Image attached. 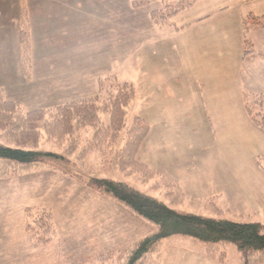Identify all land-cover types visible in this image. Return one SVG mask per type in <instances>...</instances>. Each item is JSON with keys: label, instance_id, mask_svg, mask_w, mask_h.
Masks as SVG:
<instances>
[{"label": "rangeland", "instance_id": "obj_1", "mask_svg": "<svg viewBox=\"0 0 264 264\" xmlns=\"http://www.w3.org/2000/svg\"><path fill=\"white\" fill-rule=\"evenodd\" d=\"M73 1L67 22H57L54 16L43 22L34 18L35 14L29 15L26 0H0V93L3 100L18 104L20 114L42 111L32 119L34 138L25 136L21 128L14 137H8L4 131L10 124L7 122L0 125V143L65 157L56 169L39 167L0 177V264H124L128 249L155 228L123 203L88 187L93 178L125 182L187 213L264 224V141L260 133L237 122L235 137L228 141L219 132L218 136L226 140H215L207 117L190 115L199 110L193 100L198 96L195 70L192 68L190 74L187 52L179 47L173 27L177 31L176 25H186L212 13L218 8L217 0L198 1L171 18L172 26L165 27L155 24L151 15L157 7L154 4H133V0ZM59 23L60 28H55ZM22 28L30 37L28 55L22 50ZM263 34L262 30L253 36L264 43ZM242 70L244 85L251 84L253 72L257 75L259 70L260 76L264 71L251 70L248 65H243ZM125 84L134 89L127 110L128 126L138 117L149 128L144 106L136 112L135 98L141 104L154 91L161 105L162 97L168 99L174 106L166 117L170 121L165 136V156L171 160L168 167L172 172L179 171L172 161L179 158L185 163L180 168L185 174L190 172L189 167L191 172L203 175L239 173L242 181L226 182L231 196L203 187L193 189L191 185L182 192L178 184L166 181L155 170L150 177L145 170L133 171L129 165L114 164V155L123 150L126 130L114 142L101 129L110 123L105 109L107 95ZM98 96L95 103L101 107L94 126L63 135L46 130L51 110ZM195 144L202 148H195ZM139 151L136 158L146 165L138 159ZM194 157H200V164H192ZM216 157L226 159L228 171ZM141 159H146V152ZM231 167L234 171H230ZM251 172L256 177L249 179L246 175ZM204 183L207 182H200V186ZM178 190L180 201L174 199ZM28 222L38 239H51L35 240L27 229ZM178 246L199 247L190 238L173 237L160 245L148 264H163L164 258H171L175 250L171 248ZM226 251L228 264L240 262L235 246H226ZM167 262L170 264V260Z\"/></svg>", "mask_w": 264, "mask_h": 264}, {"label": "trees", "instance_id": "obj_2", "mask_svg": "<svg viewBox=\"0 0 264 264\" xmlns=\"http://www.w3.org/2000/svg\"><path fill=\"white\" fill-rule=\"evenodd\" d=\"M198 1L200 0H133V4L157 5L152 10L151 15L158 27H165L167 25L172 26L171 18L192 8ZM242 25L245 32L253 25L264 28V17L260 18L250 14L243 18ZM20 36L22 50L28 55L31 42L25 28L21 29ZM248 53L250 51L246 49L244 58ZM133 96L134 89L130 84H125L122 88L107 95L108 103L105 109L110 115V123L107 126L102 125L101 130L105 136L114 142L120 133L126 130L123 150L114 155V164L129 165L133 171L134 169L145 170V172L150 173L148 175L151 177L154 175L153 170L140 163L136 158L141 142L145 139L149 128L142 124L138 117L134 118L129 126L127 124V110ZM99 98L100 96L73 102L51 110V122L47 124L46 130L63 135L75 133V130L82 127L94 126L95 122L98 121V109L101 107L95 103ZM243 99L247 115L255 125L264 128V94L246 92ZM20 111L17 103L3 100L0 93V125L10 123L7 128L4 127L7 136L14 137L15 131L21 128L25 136L34 138L36 130L32 124V119L40 116L42 111L21 114ZM48 160H53L56 164ZM62 160H65V157L54 153L26 150L0 143V177L8 175L11 171L19 173L39 167L56 169L55 166ZM87 186L123 203L155 228L152 234L135 242L134 246L128 249L124 264H148L151 256L160 250V245L173 237L192 239L194 243L199 245L202 256L220 263H224L227 258L225 247L233 245L240 256L239 264H264V224L262 223H240L180 211L156 197L142 193L125 182L110 178H93ZM177 195H180L179 190L174 197L175 200L178 199ZM178 201L180 200L178 199ZM27 229L32 237L37 240L38 234H34L29 222ZM50 239L51 237H45L38 240Z\"/></svg>", "mask_w": 264, "mask_h": 264}, {"label": "crops", "instance_id": "obj_3", "mask_svg": "<svg viewBox=\"0 0 264 264\" xmlns=\"http://www.w3.org/2000/svg\"><path fill=\"white\" fill-rule=\"evenodd\" d=\"M73 2V0H66V2L64 0H39L38 2L26 0V5L28 6L29 15L31 13L35 14L34 18L38 20L43 21L46 19L50 21L54 16L57 22L60 19L67 22L69 13L73 10ZM217 2L219 3L218 8L212 13L196 17L189 24L176 25L178 27L177 31L173 27L179 47L187 52L186 66L190 74L192 68L195 70L196 79L194 80H196L198 96H195L193 100L197 103L196 106L199 110H193L194 112H191L190 115L207 117L215 140L220 137L223 140L227 138L229 141L232 137H235L238 130L235 131L236 123L241 122L243 128L245 126L249 131H258L264 141V128L254 124L247 115L242 103V101L244 102L243 95L246 92L264 94V89L259 86L260 80L264 82V71L260 72V76L258 74L259 70L256 71L257 75L253 72L251 84L244 85L242 70L243 65L250 66L251 70L252 68L264 69V43L253 36L262 30L264 33V28L262 27V30H259L257 28L259 25H253L245 32L242 25L243 18L250 14L260 18L264 17V0H217ZM62 6L64 7L62 8ZM71 16H73L72 13ZM72 19L70 18V20ZM47 25H50V23H47ZM55 28H60V23L56 24ZM246 49H249L250 53L244 58ZM218 82L220 84H217ZM177 85L179 90L180 86ZM174 86L176 87V85ZM148 95L151 97L148 98ZM146 97V102L139 104L137 98H135L133 103L136 112L144 106L150 130L144 141L146 150H144L143 144L138 159L161 174L166 181L169 180L174 184H178L182 192H184V187L188 188L191 185L193 189L203 187L208 191L220 192L228 197L227 195H230L231 191L228 189L226 182L233 179L242 181L239 173L236 174L237 176L232 173L231 175L218 173L203 175L191 172L189 167L190 172L185 174L180 171L181 166L185 163L179 158L172 160L175 169H179V171H171L172 168L168 167L171 160H168L165 156L166 147H168L165 136L170 125V121L166 117L173 112L174 106L168 99L163 97L161 98L163 105H161L159 100L155 98L154 91L148 93ZM180 100L184 101V98H180ZM219 132L223 134V137L225 135L226 138L218 136ZM195 146V148H202L201 145L195 144ZM214 148L220 151L218 146ZM144 152H146L145 160L141 159ZM200 157H194L196 160H192V164H200L198 163ZM216 160L225 170H229L226 159L221 158V160H218L216 157ZM188 163L190 162L187 161ZM230 171H234L233 167L230 168ZM246 176L249 179L256 177L253 172ZM204 181L207 183L200 186V182ZM171 249H175V252L170 253V264H228L227 258L224 263H220L202 256L198 246L193 248L178 246ZM169 260L164 258L163 264H169L167 262Z\"/></svg>", "mask_w": 264, "mask_h": 264}]
</instances>
